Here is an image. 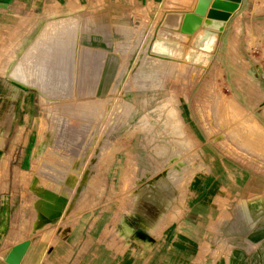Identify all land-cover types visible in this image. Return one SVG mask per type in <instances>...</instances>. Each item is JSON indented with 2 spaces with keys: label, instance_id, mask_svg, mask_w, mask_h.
<instances>
[{
  "label": "rangeland",
  "instance_id": "1",
  "mask_svg": "<svg viewBox=\"0 0 264 264\" xmlns=\"http://www.w3.org/2000/svg\"><path fill=\"white\" fill-rule=\"evenodd\" d=\"M71 1L74 5L63 11L44 8L41 18L59 17L38 27V39L31 40L24 60L17 57L4 75L31 91L36 118L27 124L16 123L6 139L0 158V199H6L1 198L5 191L9 194L10 185L4 181L10 183L12 174L16 181L31 176L29 191L34 195L31 208L35 214L40 206L37 194L49 190L67 199L63 218L88 209L85 214L103 213L115 231L123 224L136 223L142 226L140 231L125 227V234L142 244L150 243V227L155 234H161L164 226L172 233L182 228L187 231L183 240L188 241L189 260L211 259L219 251L225 254L232 244L229 234L245 226L246 184L264 181V130L248 124L264 111V15L251 19V25L243 19L247 36H251L250 66L226 54L205 68L209 60L204 64L185 60L191 47L173 60L148 54L152 37L147 34L142 41L144 23L126 30L111 28L109 41L102 42L101 31L94 27L91 31V16L82 6L85 0ZM257 4L264 6V0ZM99 13L93 12V18H99ZM65 16L79 20L72 98L62 93L74 59L66 41L72 36L63 38L69 26ZM58 37L60 72L52 76L49 63L37 56ZM192 50L203 54L197 48ZM231 71L236 74L230 75ZM25 83L48 94L51 85L59 83L60 96L69 99L49 100ZM173 111L180 123L172 119ZM19 130L24 134L18 135ZM15 137L20 139L19 149L32 154V175L10 170L9 148ZM26 174L28 178H24ZM18 195L28 201L27 192ZM16 211L20 216L19 207ZM232 211L235 220L224 215ZM37 223L36 214L30 226L40 232V238L41 233H52L53 225L40 230ZM20 226L15 232L19 241ZM214 227L221 229L217 239L211 233ZM68 229L63 228L60 235ZM5 237L2 243L7 242ZM164 238L175 242L181 236ZM218 240L223 247H216L214 255ZM199 242L204 245L200 250L196 247Z\"/></svg>",
  "mask_w": 264,
  "mask_h": 264
},
{
  "label": "crops",
  "instance_id": "2",
  "mask_svg": "<svg viewBox=\"0 0 264 264\" xmlns=\"http://www.w3.org/2000/svg\"><path fill=\"white\" fill-rule=\"evenodd\" d=\"M165 1L85 0L82 6H84L86 13L91 16L89 24L92 27L91 31L93 27L101 31L100 40L102 42L109 41L108 37L111 34V28L124 27L126 30L135 26L139 27L143 23L145 24V31L141 36L142 41L147 34L150 35L149 39H151L166 13L176 12L191 15L194 23H189V20L187 24L184 22L190 30L187 33H183V35L189 37V40L188 42L180 43L184 46V53H186L194 35L201 31L206 14L203 16L194 14L197 0H187V8L175 9L164 8L163 4ZM50 2L52 4L47 5ZM257 2L258 0L240 1L239 7L225 21L224 29L219 34L215 51L209 53V62L205 68L216 63L226 54L231 55L236 61H247L250 66V60L252 59L250 58L252 56L250 53L251 36H247V23H243V19L251 25L253 21L251 19H258L264 15V6H259ZM72 5L74 4L71 0H0V96L2 93L7 94L10 91L4 75L9 72V67L14 60L18 59L17 57L21 55L25 47L30 45L33 40L38 39V27L42 29L49 20L59 17L57 15L41 18L43 16L40 13L44 11L45 7H53L56 8V11H63L72 7ZM209 9L210 5L206 11ZM97 11L100 12L99 18L94 19L93 12ZM80 12H83V10H80ZM249 13L251 15L249 19H246ZM88 15L85 18L87 25L89 21ZM24 21L25 24H23ZM261 21H263V18ZM35 36L36 38H34ZM139 39L141 40V38ZM207 41L208 39L204 40V42ZM200 51L206 52L205 50ZM24 56L25 53L23 54V60ZM231 74L236 73L231 71ZM30 93L29 89L25 91L24 104L13 102L7 98H0V119L11 115V126L8 135L13 131L16 123L27 124L29 119L36 118L32 114V104L31 99H29ZM251 108L254 107L252 106ZM254 120L264 129L263 110L260 112L259 117ZM17 134L23 135L24 131L19 130ZM18 141L20 139L18 140L15 137L9 148V154L12 158V165H9L10 170L12 173L15 171L17 173L33 174L34 170L30 168L32 166V160L30 159L32 154L28 155V153L23 152V148L19 149L20 143ZM25 144L26 139H23L22 146H25ZM27 174L24 178H28ZM11 177L8 197L0 199V254L19 242L29 240L30 243L19 264H264V181L261 179L250 181L246 184L247 196L243 201L245 226L243 229H236L237 233L229 234L228 241L232 242V244L227 246L225 254H221L222 251H219L218 255H215V248L223 247L220 245L222 243L220 239L214 245L215 256L211 259L200 257L189 260L188 253L190 248L188 247V241L186 239L183 240V237L186 236V229L177 228V233H172L167 231V228L165 229L166 226H164L161 234H155L150 227L152 232L150 234V243L142 244L128 233L125 234V227L138 230L142 226H136V223L133 226L123 224L121 230L115 231V229L112 230L109 219L103 217V213L96 216H93L92 213L85 214L84 211H88V209L78 215L66 218L61 217L53 225L52 233H41L40 238V232L30 226L33 216L36 215L31 208V200L34 196L29 191L31 176L28 180L24 179V181L14 180L13 174ZM18 188L20 189L17 190ZM23 191L27 192L28 201L22 200V195H18V193ZM17 207L20 209V216H18L16 211ZM227 214L230 220L237 219L236 212L224 213L225 216ZM20 218L21 220L15 226V221ZM20 224L21 238L19 241V235H16L15 232ZM67 227L69 229L61 236L60 232ZM105 227H108L107 230ZM46 228L48 229L49 227ZM211 233L217 239L218 236H221L220 227H214ZM5 235L7 238L5 237L4 240L7 242L2 243ZM170 235L181 236V238L175 242H173L172 238H164ZM111 241L115 245L110 243ZM202 246L204 245L200 242L196 244L198 250ZM0 264L8 263L0 258Z\"/></svg>",
  "mask_w": 264,
  "mask_h": 264
},
{
  "label": "water",
  "instance_id": "3",
  "mask_svg": "<svg viewBox=\"0 0 264 264\" xmlns=\"http://www.w3.org/2000/svg\"><path fill=\"white\" fill-rule=\"evenodd\" d=\"M241 0H197L196 7L194 9V14L203 16L206 14V19L202 23V29L197 34L194 35L192 40L190 41V51L192 47L197 48L199 50H205L207 53V60H209V53H213L215 51L216 45L218 43V37L220 32L223 31L225 21L230 17V15L239 7ZM210 5V9L208 11L207 7ZM188 1L187 0H166L163 4V7L166 9H175V8H187ZM65 18H69V26H67V33L64 35V40L67 37L72 36V39H68L67 47L69 49L72 63H70V68L68 70L66 76V84L65 90L62 93H65L66 96L73 97L72 91L74 86V71H75V61H76V49H77V38H78V27H79V20L74 16H65ZM193 19L191 15H184L183 13H176V12H168L164 15L162 21L158 25L157 29L155 30L151 41L148 44L147 51L148 54L152 56L172 59V58H181L184 54V46L181 55L176 57H170L166 53H158L153 49V44L155 40L167 41L171 43H181V42H188L189 37L187 35H183V33H187L190 29H188V25L186 26L185 23H188V20ZM64 19V18H63ZM185 22V23H184ZM212 32V33H211ZM214 32V33H213ZM39 33V32H38ZM37 33V34H38ZM37 36V35H36ZM36 36L34 38H36ZM205 39H208L207 42H204ZM59 37L56 38V42L54 43H47L48 46L51 44V47L44 51L43 49L38 54L37 59H41L47 61V64L51 66L49 74L51 73L52 76L58 75L60 72V63L57 59L58 56V42ZM30 45L26 46L23 52L21 53L20 57L23 58L24 52L28 50ZM189 52V51H188ZM188 56L189 53L185 56V60L190 59ZM195 60V59H190ZM199 62L200 64L203 62ZM32 64H36V62L31 60ZM29 62V64H31ZM205 63V62H204ZM203 63V64H204ZM27 64V66L29 65ZM54 83V82H53ZM52 91L50 94L42 93L39 89L35 88L34 86H29L25 83V87L34 89L38 94L39 92L42 93L44 98H48L49 100H60V99H69L66 97H61L60 92L61 88L59 83L52 84ZM58 90V91H56ZM8 168V166H7ZM6 178V177H5ZM5 180V179H4ZM8 180V178H6ZM9 181V180H8ZM8 181H4L9 184ZM6 187V185L4 186ZM6 189V188H5ZM5 193V196H4ZM1 194V198H7L8 194L5 191ZM40 198L39 201V208L36 211L38 223V228H43L45 225H54L58 220L62 217L64 213V208L67 203V199L59 198L58 195L49 190H42L40 193L37 194ZM30 241L25 240L13 245L7 251H4L0 254V258L4 260L8 264H19L20 260L22 259L26 249L29 245Z\"/></svg>",
  "mask_w": 264,
  "mask_h": 264
},
{
  "label": "bare ground",
  "instance_id": "4",
  "mask_svg": "<svg viewBox=\"0 0 264 264\" xmlns=\"http://www.w3.org/2000/svg\"><path fill=\"white\" fill-rule=\"evenodd\" d=\"M189 23L193 24L194 20L191 18L189 20ZM153 49L155 51H157L158 53H166L170 57H176V56L181 55L182 50H183V45L180 44V43H174L173 44V43L167 42V41L155 40V42L153 44ZM195 52H196L195 50L189 51V55H192V56H188V57L190 59H192V58L196 59V61H200V62H203V61L205 62V60H207L208 57H206L205 53H203L204 54L203 55V54H199L200 52H198V53H195ZM165 59H167V58H165ZM173 59H175V58H172L170 60H173ZM181 62L185 63L183 60ZM19 77H18L19 82L23 83L24 82L23 77H21V78H19ZM21 81H23V82H21ZM6 83L8 84L7 86L10 88V91L7 94L6 93H2L0 98L1 99L7 98L9 100H12L13 102H18V103L22 104L23 103L24 93H25V91L27 89L23 88L20 85H18L17 82H14V81L12 82L10 80H6ZM10 113H11V111H10ZM172 114H173V116H171V117H173L172 119H174L175 122L180 123L179 121H177V119H178L177 115L178 114L176 115L175 111H173ZM168 117H170V116H168ZM10 121H11V115L6 117L4 119V121L0 124V158H1L2 154H3V149H4V146H5L6 139L9 137L8 133H9L10 126H11ZM251 122L250 123L248 122V124L251 126L252 129L264 130L257 122H255V121H251ZM138 231H140V229Z\"/></svg>",
  "mask_w": 264,
  "mask_h": 264
}]
</instances>
